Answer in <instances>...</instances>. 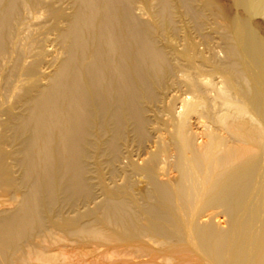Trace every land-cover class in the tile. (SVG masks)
Here are the masks:
<instances>
[{
  "label": "bare ground",
  "instance_id": "obj_1",
  "mask_svg": "<svg viewBox=\"0 0 264 264\" xmlns=\"http://www.w3.org/2000/svg\"><path fill=\"white\" fill-rule=\"evenodd\" d=\"M70 243L264 264V0H0V264Z\"/></svg>",
  "mask_w": 264,
  "mask_h": 264
},
{
  "label": "rangeland",
  "instance_id": "obj_2",
  "mask_svg": "<svg viewBox=\"0 0 264 264\" xmlns=\"http://www.w3.org/2000/svg\"><path fill=\"white\" fill-rule=\"evenodd\" d=\"M142 187H143V184L140 185V188H142ZM4 207H6V206H4ZM66 245H68V246L70 245L68 247L69 250L72 249V251H73V248H75V250H76V251L74 250V262H75V264H80V262H78V260L79 261L81 260V262L84 261L85 263H83V264H116V262L119 260V257H112L110 259H105L104 254L107 253L106 248L97 250L95 248V246H93V247H88V248L82 249V247H77V244H71L70 243V244H66Z\"/></svg>",
  "mask_w": 264,
  "mask_h": 264
}]
</instances>
